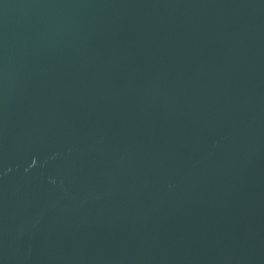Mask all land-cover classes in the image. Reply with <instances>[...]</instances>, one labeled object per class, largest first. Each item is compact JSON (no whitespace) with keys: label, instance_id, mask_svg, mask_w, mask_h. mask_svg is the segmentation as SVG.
<instances>
[{"label":"water","instance_id":"obj_1","mask_svg":"<svg viewBox=\"0 0 264 264\" xmlns=\"http://www.w3.org/2000/svg\"><path fill=\"white\" fill-rule=\"evenodd\" d=\"M0 264H264V0H0Z\"/></svg>","mask_w":264,"mask_h":264}]
</instances>
